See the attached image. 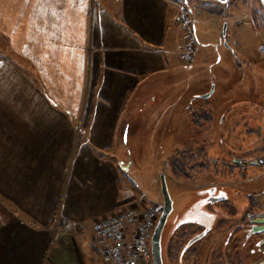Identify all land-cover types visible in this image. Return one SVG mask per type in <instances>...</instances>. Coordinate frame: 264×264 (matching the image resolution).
<instances>
[{"label": "crops", "instance_id": "crops-1", "mask_svg": "<svg viewBox=\"0 0 264 264\" xmlns=\"http://www.w3.org/2000/svg\"><path fill=\"white\" fill-rule=\"evenodd\" d=\"M178 6L177 0H0V31L14 51L12 66L0 62V264H39L60 205L62 219L82 229L145 198L138 183L118 184L119 128L129 140L133 124L149 127L150 112L161 121L163 112L189 111L191 97L212 86L214 94L223 82L210 73L197 91L180 86L200 61L214 65L210 49L217 45L196 44L192 62L185 63ZM183 95L189 97L184 104ZM137 112L145 113L141 123L132 119ZM78 127L84 130L75 146ZM165 127L161 134L171 137L172 127ZM102 149L108 151L101 156ZM239 158L231 155L216 170L220 179L208 181L221 186L223 204L237 208V218L252 203L238 208L245 183L233 179L244 172ZM247 170L249 176L256 169ZM260 194L256 189L251 197ZM211 213L213 232L222 217ZM226 218L218 229L229 248L231 238L241 236H223ZM89 241L85 232H60L46 264H105L98 241Z\"/></svg>", "mask_w": 264, "mask_h": 264}, {"label": "rangeland", "instance_id": "rangeland-1", "mask_svg": "<svg viewBox=\"0 0 264 264\" xmlns=\"http://www.w3.org/2000/svg\"><path fill=\"white\" fill-rule=\"evenodd\" d=\"M187 2L190 5H197L193 23L198 44L203 47L208 42H212L216 43L217 48L216 51L210 49L214 65L205 66L200 61L193 69L185 73L187 78L182 80L180 86L187 87L188 92L197 91L210 73L217 78L218 76L223 77L225 84L222 81L217 83L216 92L211 97L204 98L202 96L204 94L191 97L194 100V105L189 111L180 110L173 114L163 112L161 115H164L166 119L161 121L156 117V112H150L149 127H135L136 124H133L130 128L132 136L129 140L124 137L123 141L125 129L120 127L114 144V148H117L114 155L118 156L114 160L119 173L118 184L132 188L134 184L138 183L136 191L139 194L143 192L149 204L159 203L163 208L160 175H166L174 206L162 238L164 264H214L220 254L218 252L220 247L225 246L224 240H222L223 231L218 228L222 226L220 224L223 221L228 220L226 216L229 218L227 223L229 229L224 232L223 236L229 234L231 237H237L240 232L241 237L240 240L231 238L229 244L231 255L225 264H256V262L263 264L261 261H264V233H253L252 227L253 220L264 216V191L262 190L264 188V30L258 29L253 20V11L260 13L264 18V0L206 2L210 6L208 9L199 0H187ZM178 4L179 15L180 5L185 3L178 1ZM211 8L216 10L223 8V10L219 14L213 12ZM183 32L186 31L183 30ZM0 41V62L6 61L9 66H12L14 56L13 48H11L12 40L0 31ZM183 42H186L185 39ZM166 93H171V97H173L174 91L167 90ZM188 98V95L180 96L179 103L184 104ZM143 114L145 113L137 112L132 116V119H137L136 121L141 123V120L144 119ZM222 116H225L223 122ZM163 126H167L165 128L172 127L173 135L171 137H164L161 134ZM83 130L81 127L77 128L75 146ZM140 132L144 136L136 137ZM191 148H195L194 150L205 149L211 158L209 163H212L213 160V166L216 169L222 167L218 164L214 165L216 161H219V164L229 161L231 155H238L242 158L239 164L244 168V172L240 174L239 171H236L233 174V179H245V183L239 188L240 195L237 204L239 208L242 203L250 204V200L252 201L250 208L247 207L249 209L246 211V215H243L244 211L237 218V216H233V212L237 208L228 207L225 202L223 204L219 200L213 201L223 196L220 193L221 186L213 187L211 184L208 185V181L211 182L210 180L215 178L220 179L219 172L197 171L193 178L191 174L194 171H185L181 175L183 179H177L172 173V163L178 164V162L170 157L180 151H190ZM105 151L108 150L102 149L101 156ZM245 160L249 163H243ZM253 161H257L259 164L250 163ZM206 163L207 161H204L200 166L204 167ZM248 168L256 169L255 173L250 172L248 176ZM190 183H193V186H189ZM200 183H204V185L201 186ZM256 189H260L261 194L251 197ZM157 196L158 200L155 202ZM247 206L249 205L247 204ZM212 211L222 217L220 224L217 225L216 230L210 231L209 235L191 246L192 250L188 251L190 259L186 263L181 262L180 250L188 242L189 234L199 231L201 228L204 229L198 224L207 228L212 227ZM61 213L60 205L48 225L50 237L39 264L47 263L48 252L54 247L55 237L62 231L85 232L89 242L97 241L92 232L94 224L81 229L77 226L78 224H68L64 221ZM112 214L110 213V215ZM105 217L107 216H102V218ZM184 223L187 224L178 227ZM31 224L35 225L33 222ZM37 227L40 229L39 224ZM221 256L227 259L228 255L222 252Z\"/></svg>", "mask_w": 264, "mask_h": 264}, {"label": "built area", "instance_id": "built-area-1", "mask_svg": "<svg viewBox=\"0 0 264 264\" xmlns=\"http://www.w3.org/2000/svg\"><path fill=\"white\" fill-rule=\"evenodd\" d=\"M184 3L180 5L177 23L186 31L182 60L191 63L198 42L193 23L197 5ZM161 206L149 204L143 198L136 205L96 221L92 232L102 261L105 264H154L151 241L163 211Z\"/></svg>", "mask_w": 264, "mask_h": 264}, {"label": "trees", "instance_id": "trees-1", "mask_svg": "<svg viewBox=\"0 0 264 264\" xmlns=\"http://www.w3.org/2000/svg\"><path fill=\"white\" fill-rule=\"evenodd\" d=\"M177 1H187V0H177ZM200 2H202V4L206 9H208V7H210L208 4H206V2H212V1H219V0H199ZM213 3V2H212ZM213 12H219L221 13L223 8L216 10L215 8H211ZM253 20L254 23L256 25V27L258 29L264 30V18H262V15L256 11H253ZM170 159H175V161L178 162V164L176 163H172L171 168H172V173H174V175L177 177V179H183V177H181V175H183V173L185 171H194L193 173L195 174H191V177H195L197 171H216L217 169L214 168L213 166V160L212 163H209V160L211 159L209 157V154L206 152L205 149H198V150H190V151H183V152H177L176 154H174L172 157H170ZM187 160V162H186ZM207 161L206 166H200L202 162ZM218 162V163H217ZM180 164V167H179ZM220 165L221 167V162L219 164V161H216L214 163ZM217 165V167H218ZM230 167H233L232 162L230 161L229 163ZM219 173H221V171H217ZM179 175V176H177ZM225 198H220L219 201H225ZM187 224V223H185ZM182 224L180 226H178L179 228L182 227ZM210 233V229L206 228V229H200L199 231L193 232L189 234V240L187 243L184 244V246L181 248V262L186 263L189 259H190V254L188 253V251H190L191 246H193L194 244H196L197 242H199L200 240H202L204 237H206L207 235H209ZM202 234V238L197 240L196 242L192 243L191 245H189V242L191 241L192 238H194L195 236ZM225 246L222 245V247H220L219 251L220 254L218 255V257L216 258V260L214 261V264H225V261H228V258L231 255V251L230 249L227 247V243H225ZM192 250V249H191ZM224 252L226 253L227 259H225L224 256H221V253ZM234 252V251H233ZM195 255V254H194ZM189 256V257H188ZM240 258V257H238ZM230 259V258H229Z\"/></svg>", "mask_w": 264, "mask_h": 264}, {"label": "water", "instance_id": "water-1", "mask_svg": "<svg viewBox=\"0 0 264 264\" xmlns=\"http://www.w3.org/2000/svg\"><path fill=\"white\" fill-rule=\"evenodd\" d=\"M215 87L212 86V89L210 92L202 95L204 98L210 97L214 92ZM126 139V136H125ZM245 164L248 163V161H244ZM253 164H259L257 161L251 162ZM160 184H161V194L163 198V211L160 215V218L157 222V225L155 227L151 245H152V256L154 264H164L163 256H162V238L165 226L167 224L168 218L171 215L173 211V200L171 198V195L169 193L168 184H167V178L165 174L160 175ZM217 201V199L213 200ZM253 233H264V216H259L255 220H253V227H252ZM202 238V234H199L191 239L189 242V245L196 242L197 240Z\"/></svg>", "mask_w": 264, "mask_h": 264}, {"label": "flooded vegetation", "instance_id": "flooded-vegetation-1", "mask_svg": "<svg viewBox=\"0 0 264 264\" xmlns=\"http://www.w3.org/2000/svg\"><path fill=\"white\" fill-rule=\"evenodd\" d=\"M185 224V223H184ZM182 225V224H181ZM180 226V225H179Z\"/></svg>", "mask_w": 264, "mask_h": 264}]
</instances>
